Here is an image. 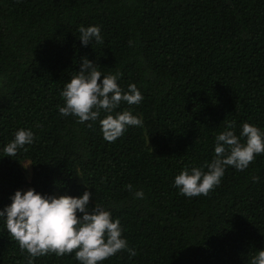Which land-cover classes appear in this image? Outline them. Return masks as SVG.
<instances>
[{
	"label": "trees",
	"instance_id": "trees-1",
	"mask_svg": "<svg viewBox=\"0 0 264 264\" xmlns=\"http://www.w3.org/2000/svg\"><path fill=\"white\" fill-rule=\"evenodd\" d=\"M81 25L100 26L103 43L83 45ZM84 57L119 74L123 90L137 85L143 100L116 111L143 126L110 143L99 119L59 114ZM228 121L237 135L243 122L264 130V0H0V209L26 185L57 197L90 191V209L99 202L119 218L136 252L103 264H250L264 249V153L245 170L226 168L207 196L173 185L212 159ZM19 128L34 143L7 156ZM0 264H28L2 221ZM34 264L78 261L49 254Z\"/></svg>",
	"mask_w": 264,
	"mask_h": 264
},
{
	"label": "clouds",
	"instance_id": "clouds-1",
	"mask_svg": "<svg viewBox=\"0 0 264 264\" xmlns=\"http://www.w3.org/2000/svg\"><path fill=\"white\" fill-rule=\"evenodd\" d=\"M78 31L85 46L103 43L98 25H81ZM80 68L60 92L63 105L57 108L61 116H74L78 123L99 119L103 139L110 143L123 136L127 128L143 126L142 118L130 111H116L122 102L133 105L143 100L135 83L123 90L117 82L119 74L102 75L97 64L87 57L83 58ZM101 112L106 114L102 119ZM34 139L31 128H19L2 151L14 157L20 150L27 151L25 146L33 144ZM214 145V155L204 166L186 167L174 177L173 185L180 194L188 198L207 196L221 183L226 168L247 169L256 155L264 153V130L243 122L237 135L235 122L228 121L216 134ZM29 165L24 164V167ZM126 187L132 190V185ZM144 195L143 189L134 192L137 199H143ZM91 196L88 190L80 196L57 197L31 188L20 189L10 197L11 203L0 209V221L20 249L27 252L28 264L49 254L61 257L74 253L78 264H103L124 250L135 256V249L129 247L127 238L122 235L120 219H114L111 211L99 202L90 209ZM250 264H264V249L251 257Z\"/></svg>",
	"mask_w": 264,
	"mask_h": 264
},
{
	"label": "rangeland",
	"instance_id": "rangeland-1",
	"mask_svg": "<svg viewBox=\"0 0 264 264\" xmlns=\"http://www.w3.org/2000/svg\"><path fill=\"white\" fill-rule=\"evenodd\" d=\"M26 175H27V180L30 182L32 180V171L30 169V165L26 168ZM30 188H31L30 185H26L24 191H27Z\"/></svg>",
	"mask_w": 264,
	"mask_h": 264
}]
</instances>
